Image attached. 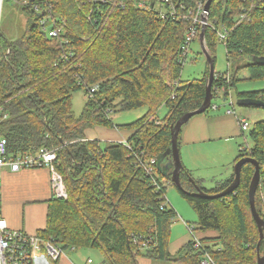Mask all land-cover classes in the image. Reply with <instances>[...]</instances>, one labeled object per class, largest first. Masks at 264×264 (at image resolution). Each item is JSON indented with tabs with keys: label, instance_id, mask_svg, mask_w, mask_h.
Masks as SVG:
<instances>
[{
	"label": "trees",
	"instance_id": "obj_1",
	"mask_svg": "<svg viewBox=\"0 0 264 264\" xmlns=\"http://www.w3.org/2000/svg\"><path fill=\"white\" fill-rule=\"evenodd\" d=\"M12 1L21 6L26 30L13 42L0 36V134L12 159L55 150L67 193L65 200L48 202L45 226L34 235L63 252L98 250L104 264H137L141 256L200 264L202 253L191 241L175 257L167 252L176 214L163 203L166 189L156 192L141 168L154 160L156 181H171V127L203 103L208 68L199 80H180L186 59L181 45L191 23L181 17L194 16L198 0ZM53 31L56 36L49 35ZM216 43L223 44L231 71L214 72L212 95L221 91L226 102L236 83L264 82V67L251 62L264 57V0H212L204 46L213 64ZM243 69L247 77L239 78ZM81 90L87 101L76 116L71 95ZM233 98L264 102V88L235 90ZM142 107L146 113L130 124L115 126L108 118ZM160 107L166 109L162 119L156 117ZM95 127L127 131L125 145L86 139L85 131ZM248 132L252 147L239 145L234 164L250 158L258 165L255 209L264 220V120ZM253 175V164H244L237 189L210 200L191 193L196 186L208 195L220 193L234 175L208 190L181 170L179 194L195 212L193 232L215 264H256L264 254L248 198Z\"/></svg>",
	"mask_w": 264,
	"mask_h": 264
},
{
	"label": "rangeland",
	"instance_id": "obj_2",
	"mask_svg": "<svg viewBox=\"0 0 264 264\" xmlns=\"http://www.w3.org/2000/svg\"><path fill=\"white\" fill-rule=\"evenodd\" d=\"M26 30V18L21 10V6L14 3L12 0H3L0 5V36L8 41H17L23 36ZM214 56V72L224 73L231 71L225 57V49L223 44L216 43L213 51ZM240 63H244L243 61ZM207 62L205 56L201 52V47L198 37L195 38L190 44L188 54L183 63V67L180 73L181 81L199 80L202 78L203 73L207 69ZM239 78L247 77V71L245 69L240 70L238 73ZM264 88V82H250L240 81L236 83L235 89L230 91L229 100L224 102L222 98V92L216 91L211 101V106L206 110L208 115H213L214 110L212 107L219 108V112L230 110L233 112L234 117H241L245 119L249 124V128L243 131V136H240V132L236 131V136L231 139L215 141L211 143H201L196 145L185 146L182 145L179 149V156L183 167L190 171L192 179L199 181L201 186L205 189H212L216 182L224 181L231 174H233L234 160L238 153V146L242 145L244 148H251L252 143L248 138V131L252 128V125L256 122L264 120V110L249 108L244 106H238L237 102L233 98L234 91H257ZM87 101V95L84 90L78 91L71 95V111L74 115L78 116ZM146 113V108L142 107L132 111L112 112L108 116L115 126H122L130 124L135 120L141 118ZM166 114L165 107H160L156 111V117L162 119ZM183 127L182 130H184ZM95 130L96 128H91ZM108 131L116 132L115 129H107ZM94 132V131H93ZM101 146H105L107 142L99 141ZM233 157L227 164V159ZM263 200L264 189L261 190ZM175 198L180 205L186 210V214L180 220L179 217L174 222L172 221L170 231L172 233L170 241H173L175 237L181 234L180 230H184L187 234L186 226L195 227L197 216L193 209L189 207L186 201L179 194L178 188L174 185L166 187L165 197ZM264 202V200H263ZM187 217V218H186ZM179 222V223H177ZM177 224H181L177 227ZM67 257L73 262L74 260L80 261V264H104L103 256L98 250L93 249H76L73 252L67 251ZM45 258L44 255L39 254ZM142 259V258H139ZM88 260L90 263H88ZM156 264L153 259H150ZM46 264H52V262L45 258Z\"/></svg>",
	"mask_w": 264,
	"mask_h": 264
},
{
	"label": "crops",
	"instance_id": "obj_3",
	"mask_svg": "<svg viewBox=\"0 0 264 264\" xmlns=\"http://www.w3.org/2000/svg\"><path fill=\"white\" fill-rule=\"evenodd\" d=\"M212 109L214 110V112H212L213 115H208L209 112L205 111L202 114L193 116L182 126L178 139V149H180L182 145L190 146L231 139L236 136V131L240 132L238 121H246L245 119L234 117L233 112L230 110H226L224 113L219 112V108L217 107H212ZM183 127H185L184 130H182ZM95 128V130L87 129L85 131L86 139L122 144L123 142L125 143L129 135L127 131L115 129V131H117L116 133L108 131L105 128ZM232 158L233 157H229V159H227V164ZM185 169L188 170L187 168ZM228 178H226V180ZM52 198L54 197L51 191L50 172L47 168L24 169L18 172H12L7 167L0 171V214L5 220L8 229L21 231L27 235H34L37 230L45 226L48 202H50ZM165 198L168 203L167 206L171 207L176 214V217L172 221L174 222L178 217L181 221L184 220L182 218L186 214V210L182 205H180L175 198H170L168 196ZM180 225L181 224H177V227H180ZM183 225L187 230V234L181 229V234L175 237L173 241H170L172 235L170 231L166 250L171 257H175L180 250L182 251V248H184L191 239L187 229L189 226H186L185 223ZM194 234L197 236L196 233ZM205 236H212V234L207 233ZM197 237H199V235ZM73 251L74 250H70V252ZM66 253L67 252H64V257L58 259L57 264H80V261L77 260V256L76 260H74L73 256L72 262L67 257ZM150 259L151 258L148 257H138L137 264H154ZM153 261H155L156 264H183L159 259H153ZM88 263H90L89 260ZM34 264H46V262H44L41 255H39V257L34 260Z\"/></svg>",
	"mask_w": 264,
	"mask_h": 264
},
{
	"label": "built area",
	"instance_id": "obj_4",
	"mask_svg": "<svg viewBox=\"0 0 264 264\" xmlns=\"http://www.w3.org/2000/svg\"><path fill=\"white\" fill-rule=\"evenodd\" d=\"M3 0H0V5ZM105 2L106 0H98ZM116 1V0H115ZM160 4H169V0H158ZM207 0H198L195 6L194 16L188 17L183 15L181 18L184 20H190V26L187 32L184 35L182 45H181V54L186 57L188 50L192 41L199 37L198 31L201 30L202 26L206 24L208 16L204 15V4ZM144 3H139V7H143ZM172 8V7H171ZM36 10V9H34ZM171 16H176L174 10L170 12ZM190 15V13L188 14ZM205 16L207 19L205 22L202 19V16ZM218 38L220 40L224 39V34L218 32ZM50 36H56V31L49 32ZM97 87L90 88L89 96H91ZM2 112V107H0V114ZM240 127L242 130L246 131L249 128L247 121L240 120ZM123 145L124 142L122 143ZM56 161V152L55 150L40 149L33 155L26 156H17L12 159L7 156V142L0 134V171L3 168H9L12 172H18L24 169H39L45 167L50 172V182H51V191L55 199L65 200L67 199V193L65 186L63 184L62 178L55 168ZM153 164L154 160H150L146 165H141V168L144 170L147 177L152 181V185L155 188L156 192L161 194V187L166 189L167 186L172 185V182L161 180L159 183L155 179V174L153 173ZM164 205H168L165 195L162 196ZM163 205V206H164ZM188 232L191 236V245L194 250L199 253H202V260L200 264H215L213 259L209 256L208 253L204 252L203 245L194 234L193 228L188 227ZM38 253H41L45 256L46 259L51 261H56L61 257H64V252L60 250L57 246L51 242H45L44 240L38 238L35 235H27L21 231H15L8 229V226L5 220L1 217L0 214V264H34V260L39 257ZM42 260L45 262V258L41 256Z\"/></svg>",
	"mask_w": 264,
	"mask_h": 264
},
{
	"label": "water",
	"instance_id": "obj_5",
	"mask_svg": "<svg viewBox=\"0 0 264 264\" xmlns=\"http://www.w3.org/2000/svg\"><path fill=\"white\" fill-rule=\"evenodd\" d=\"M211 2L212 0H207L204 5L203 10H204V15L206 17L209 14ZM204 15L202 16V19L205 22L207 19H205ZM205 26L206 24L202 26L201 32L198 37L200 47H201V52L205 56V59L208 65V79H207V84L205 88V97H204L203 103L197 110L188 112L184 114L183 116H181L179 120L175 123V125L171 127V167H172V170L170 172V179H171L172 184L176 186L177 188H181L180 173L183 168L181 164L180 156H179L178 145H177L178 134L182 126H184L193 116L204 113L211 106V101L213 99V95L211 93V85H212V81L214 77V64L204 46ZM251 62L257 66L264 67V57L253 58ZM237 104L238 106L252 107V108L264 110V102L260 100L245 99V100L238 101ZM246 163L253 164L254 166V175L249 184L248 198H249L250 212H251L252 218L259 232V243H260L264 239V220L259 216V214L257 213L255 209V193H256V190L260 182L259 167L255 161L251 160L250 158H242L239 161H237L233 166V175H234L233 181L224 191L214 194V195H208L205 192L201 191L196 186L195 192H192L191 194L199 198L210 199V200L229 195L230 193L235 191V189H237L239 185L241 168ZM157 166L160 167V161L157 163ZM190 181L192 180L190 179ZM256 264H264V254L261 257L257 258Z\"/></svg>",
	"mask_w": 264,
	"mask_h": 264
}]
</instances>
